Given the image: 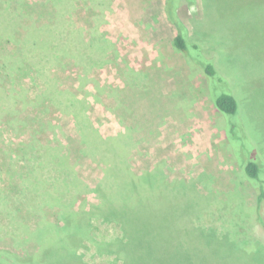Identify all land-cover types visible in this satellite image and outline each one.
<instances>
[{
	"label": "rangeland",
	"instance_id": "obj_1",
	"mask_svg": "<svg viewBox=\"0 0 264 264\" xmlns=\"http://www.w3.org/2000/svg\"><path fill=\"white\" fill-rule=\"evenodd\" d=\"M180 2L189 38L238 101L230 127L206 75L173 46L165 0H0L1 250L33 253L35 224L59 223L58 204L79 210L98 203L84 186L93 190L106 166L123 172L126 159L136 174L158 166L167 184L190 186L176 192L175 206L188 226L213 228L205 240L193 230V240L208 244L202 251L239 256L229 264L264 257V200L256 208L257 193L235 158L264 164V0ZM27 45L34 48L24 61ZM109 138L116 140L110 146ZM37 160L47 201L21 194ZM58 172L76 176L77 185L66 193ZM93 221L95 240L116 234L112 224ZM80 251L84 264H111L94 243Z\"/></svg>",
	"mask_w": 264,
	"mask_h": 264
},
{
	"label": "trees",
	"instance_id": "obj_2",
	"mask_svg": "<svg viewBox=\"0 0 264 264\" xmlns=\"http://www.w3.org/2000/svg\"><path fill=\"white\" fill-rule=\"evenodd\" d=\"M187 1L189 4L192 3V0ZM179 3L180 0H165L166 16L175 28L172 44L191 64L199 67L206 75L213 104L228 120L230 127L236 122L233 116L237 118L240 112L238 101L227 88L225 78L217 72L213 62L205 57L202 48L189 38L188 29L177 14ZM45 28L47 26H41L42 31H46ZM50 28L52 27H48ZM74 35H77L81 41L79 30L75 31ZM45 40L46 38L40 39L47 47ZM67 40L73 42L71 36H68ZM66 44L60 47L68 49ZM23 46L25 49L26 40ZM31 47L32 45H27V51L23 50L21 55L23 60L29 57L28 53L32 54L34 46ZM51 94L58 95L56 91ZM79 122L80 124L78 120L76 121L78 126L83 125L81 121ZM241 136L247 135L242 132ZM105 140L107 145L116 141L115 138ZM43 158L45 159L46 156ZM235 158L240 163L244 177L257 193V208L259 202L264 200V193L260 191L261 183L264 182V164L258 161L256 156H235ZM38 162L37 160L34 164H29L21 194L37 202L41 199L47 201L46 197L50 195L45 196L43 194L45 190L41 192L38 186L41 184L37 169ZM123 162H125L122 166L123 172L116 170L113 174L108 173L106 166L93 190L84 186L85 189L99 194L98 203L91 204L89 209L79 210L66 204H58L59 223L38 221L30 231V235L37 239L36 250L31 254L18 256L0 249V254L4 256L0 259V264H84L80 250L87 248L91 243H94L98 254L106 253L112 257L111 264H229V260H233L234 255L229 257L230 255H224V252L212 250L205 253L201 248L208 244L200 242L199 239H192L195 228H198L197 231L204 240L205 234L213 228L211 225L206 227L203 224H194V226L193 223L188 226L189 223L182 221L186 217L179 216L175 206V195L180 188L185 189L189 185L182 181L175 186L167 184L166 180L162 179L161 169L158 166L151 171L136 174L129 167L128 160L125 159ZM56 177L60 179L59 182L63 181L66 193L67 188L75 187L78 182L76 176L70 175L69 172L62 176L58 172ZM46 182L51 186L55 185L53 176L51 178L46 176ZM145 184L147 187H143ZM64 188L62 187L58 194H63ZM4 200H7V196L0 189V202ZM94 218L112 224L116 234L107 240H95ZM234 257L233 261L239 258V256ZM255 260L257 264H264V257Z\"/></svg>",
	"mask_w": 264,
	"mask_h": 264
}]
</instances>
